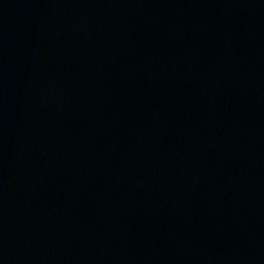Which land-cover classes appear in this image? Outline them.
I'll return each instance as SVG.
<instances>
[{"label": "water", "instance_id": "obj_1", "mask_svg": "<svg viewBox=\"0 0 264 264\" xmlns=\"http://www.w3.org/2000/svg\"><path fill=\"white\" fill-rule=\"evenodd\" d=\"M0 264H264V0H0Z\"/></svg>", "mask_w": 264, "mask_h": 264}]
</instances>
